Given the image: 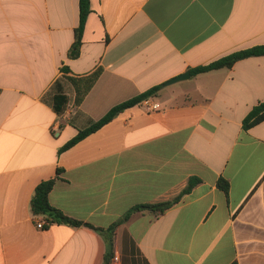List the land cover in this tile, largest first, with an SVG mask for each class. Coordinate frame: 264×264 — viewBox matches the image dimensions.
I'll list each match as a JSON object with an SVG mask.
<instances>
[{
	"label": "crops",
	"instance_id": "0c3cea01",
	"mask_svg": "<svg viewBox=\"0 0 264 264\" xmlns=\"http://www.w3.org/2000/svg\"><path fill=\"white\" fill-rule=\"evenodd\" d=\"M90 1L70 57L79 0H0V264H264V120L243 128L264 101V55L163 85L159 109L131 106L61 150L115 105L264 44V0ZM62 66L102 72L80 105L67 84L59 115L46 98ZM191 177L165 212H134L110 232L38 228L31 210L37 185L55 178L53 206L108 228Z\"/></svg>",
	"mask_w": 264,
	"mask_h": 264
},
{
	"label": "trees",
	"instance_id": "16d2710c",
	"mask_svg": "<svg viewBox=\"0 0 264 264\" xmlns=\"http://www.w3.org/2000/svg\"><path fill=\"white\" fill-rule=\"evenodd\" d=\"M79 7H80V22L75 30V41L69 51L70 57H76L80 53V47L82 43V36L84 33L86 20L88 18V15L92 11L90 0H79ZM262 55H264V44H259L249 48L240 49L225 56H222L210 62L209 64L200 65L191 68L190 69L191 75H197L199 73L208 72L214 69L231 68L238 60L248 58L251 56H262ZM61 70L64 74L60 76L57 79V81L53 84L46 98L47 101L52 106V108L54 109V111L59 115H62L66 111L71 101V97L67 90V84H71L74 90V103L76 105H80L83 102L86 95L89 93V91L95 85L97 79L99 78L102 72V68L99 67L98 69L87 75H79V76L68 75L67 74L68 68L65 66H62ZM162 86L163 84H158L156 86H153L152 88L146 90L145 92L115 105L103 117H101L96 121L91 122L87 127L80 129L77 135H75L72 139H70L61 148V150L70 148L81 139L97 131L99 128H101L102 126L113 120L125 109L141 103V101L144 98L150 96H156L158 91L162 88ZM263 120H264V101H261L260 103L255 105L251 109V111L246 115V117L243 120V128L249 129ZM198 181H199L198 178L191 177L184 190L179 195H177L176 197L170 200L155 204H137L133 206L108 228L97 227L91 224L90 222H85L83 220L70 217L66 215L59 208L53 206L50 202L49 195H50V191L52 190L55 184V178L42 181L40 184L37 185L33 197L31 199V210L35 217L43 216L49 222V224L44 228L48 227L52 223H65L72 226L86 227L98 233L110 232L119 223L127 221L134 212L137 211H142V212L148 211L153 213L165 212L173 204L178 202V200L181 198V196L184 193L190 191L192 187H194L198 183ZM218 185L228 194L229 181L227 179L220 178L218 181ZM107 255H109V253L106 254V256Z\"/></svg>",
	"mask_w": 264,
	"mask_h": 264
},
{
	"label": "built area",
	"instance_id": "2783aa9c",
	"mask_svg": "<svg viewBox=\"0 0 264 264\" xmlns=\"http://www.w3.org/2000/svg\"><path fill=\"white\" fill-rule=\"evenodd\" d=\"M141 104L145 107V109L147 111H154L160 108L161 103L160 101H158L155 96H150L147 98H144L141 101ZM49 224V222L44 218V217H37L36 218V226L38 228H44L45 226H47ZM119 256L118 255H114L113 257V261L112 264H119Z\"/></svg>",
	"mask_w": 264,
	"mask_h": 264
},
{
	"label": "water",
	"instance_id": "95a60500",
	"mask_svg": "<svg viewBox=\"0 0 264 264\" xmlns=\"http://www.w3.org/2000/svg\"><path fill=\"white\" fill-rule=\"evenodd\" d=\"M190 76H191V71L187 70L186 72L181 73V74H179V75L167 80L166 82L163 83V85H165V86L166 85H171V84H173L175 82L188 79V78H190Z\"/></svg>",
	"mask_w": 264,
	"mask_h": 264
}]
</instances>
